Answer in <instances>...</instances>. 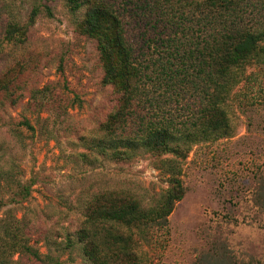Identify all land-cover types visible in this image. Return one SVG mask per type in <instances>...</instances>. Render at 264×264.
Segmentation results:
<instances>
[{
	"label": "rangeland",
	"instance_id": "1",
	"mask_svg": "<svg viewBox=\"0 0 264 264\" xmlns=\"http://www.w3.org/2000/svg\"><path fill=\"white\" fill-rule=\"evenodd\" d=\"M114 1L134 56L153 71L141 114L181 122L196 109L197 89L159 84L157 73L191 70L179 40L188 46L189 27L205 22L200 0ZM89 4L0 0V264H93L77 230L86 209L108 197L153 207L143 240L127 229L141 264H264V63L248 67L225 102L227 136L110 159L104 124L120 92L103 82L96 42L80 30ZM35 6L27 30L6 39V24H26ZM177 184L184 194L161 228L155 213Z\"/></svg>",
	"mask_w": 264,
	"mask_h": 264
},
{
	"label": "trees",
	"instance_id": "2",
	"mask_svg": "<svg viewBox=\"0 0 264 264\" xmlns=\"http://www.w3.org/2000/svg\"><path fill=\"white\" fill-rule=\"evenodd\" d=\"M70 10L79 9L90 2L80 23L82 33L96 42L98 57L103 68V82L111 84L120 92L117 109L104 124L108 137V157L126 159L137 148L146 151L163 152L169 150L170 142H190L217 139L227 136L228 116L224 106L235 91L248 67L264 63V18L255 15L264 10V0H200L205 22L198 20L189 27L192 35L188 46L179 40L191 70L179 75L158 72L157 81L167 86H177L178 80L191 84L197 89L194 96L196 109L181 122L174 118L142 115L139 109L146 86L153 85V71L145 72L137 61L127 39L122 17L114 0H65ZM171 3V0H161ZM195 0H192L193 5ZM48 7L46 6V10ZM39 12L32 7L26 24L8 22L4 37L13 39L22 35L34 22ZM197 34H195V33ZM169 54L178 52V45L169 40ZM168 58H170V56ZM166 60L167 63H169ZM147 68V67H146ZM163 75L167 76L164 79ZM153 99V97L151 98ZM148 102V99H147ZM151 103V102H150ZM178 153V152H177ZM183 188L178 184L169 188L162 197V203L155 213L160 227L166 226V216L174 203L182 198ZM83 226L77 235L82 242L83 255L93 264H141L132 247L133 238L127 234L128 228H135L138 239L143 240L153 225V207L143 208L134 198L108 197L105 203H94L84 213ZM117 224L126 233H111L106 224ZM99 235V237H98Z\"/></svg>",
	"mask_w": 264,
	"mask_h": 264
}]
</instances>
